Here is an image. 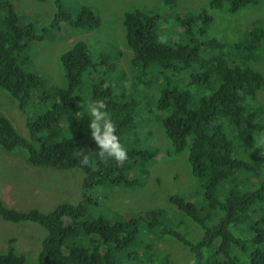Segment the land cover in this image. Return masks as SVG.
Returning <instances> with one entry per match:
<instances>
[{
  "label": "trees",
  "instance_id": "1",
  "mask_svg": "<svg viewBox=\"0 0 264 264\" xmlns=\"http://www.w3.org/2000/svg\"><path fill=\"white\" fill-rule=\"evenodd\" d=\"M72 1L67 0L71 6ZM223 2L211 0L209 6L221 8ZM250 2L256 0H233L229 10ZM147 11L155 10L135 5L122 14L130 50L127 59L116 47L109 51L105 43L77 38L59 57L64 80L55 83L21 57L33 40L45 35L36 33L33 23L20 26L16 3L0 0V86L26 116L29 135H21L0 112V147L24 149L28 162L39 167L41 179L47 178L49 168L96 167L92 182L97 185L105 183L111 190L117 185L135 186L140 182L137 173L149 174V163L158 151L156 146L141 147L136 107L141 101L148 103L156 90L149 105L166 112L160 116L165 134L174 152L188 147L190 173L199 182L188 193L169 194L177 211L174 227L161 224L168 209L160 207L110 220L102 214L112 209L94 202L91 194L87 201H61L46 212L9 207L0 198V217L13 223L33 222L46 230L37 264H162L163 258L153 252L160 237L140 234L142 220L149 231L161 226L167 236L181 242L196 264H264V143L260 142L264 107L252 106L248 111L242 102L254 99L264 86V74L248 62H259L264 52V20L246 25L245 35L232 40L231 30L227 38L207 34L212 17L206 9L184 18L177 14L171 30L178 32L172 38L171 30L159 29L156 20L173 16L174 10L155 16ZM198 20L202 23L195 25ZM63 22L77 33L98 28L101 18L90 6L68 12L62 8L48 29L58 30ZM101 103L127 151L122 164L101 155L91 137L88 106ZM84 156L86 165L81 163ZM196 196H202L200 205ZM93 207L100 213L87 216ZM187 219L200 228L199 239L184 234ZM86 237L84 245L81 240ZM13 241L9 238L7 249L0 252V264H25L26 255L15 249Z\"/></svg>",
  "mask_w": 264,
  "mask_h": 264
},
{
  "label": "rangeland",
  "instance_id": "2",
  "mask_svg": "<svg viewBox=\"0 0 264 264\" xmlns=\"http://www.w3.org/2000/svg\"><path fill=\"white\" fill-rule=\"evenodd\" d=\"M6 1L4 0V4ZM11 1L13 4L16 3L19 14L18 24L23 26L33 23L34 31L45 35L43 40H33L30 48L26 47L23 50L21 57L25 58L26 56L29 66H35L37 71L49 79V82L55 83L64 80L60 71L62 66L59 63V57L77 38L83 41L105 43L109 51L116 47L124 53L123 60L127 59L130 51L125 43V30L121 24V18L125 10L135 5L154 8L155 11H147L153 16L157 12L169 14L174 10L173 16L156 20L159 29L167 28L168 30H171L173 24H177V14L184 18L187 13H196L206 9L212 17V21L207 27V34L220 37L224 35L227 38L231 30L234 33L232 40H238L239 37L245 35L246 25L253 21L264 20V0L246 3L245 6L235 11L229 10L233 0H224L221 8H211L209 6L211 0H169L168 3H164L165 0H73V6L67 0ZM82 5L90 6L94 11H97L101 18L98 28L75 33L66 29L67 25L63 22L58 30L48 29L49 23L57 14L58 9L63 8L65 12H68L72 11L74 7ZM200 23L202 21L198 20L195 25ZM176 32L172 28L170 32L173 34L172 38ZM257 61L259 62H254V60L248 62L250 66L264 74V52L261 53ZM156 95L157 91L152 90L148 103L141 101L136 107L138 112L134 118L138 123L140 145L141 147L146 146L148 149L151 146H156L158 151L149 163L148 175L144 172L133 171L134 174H139L138 180H140L135 186L117 185L111 190L103 185L105 183L97 185L96 182H92L91 178L85 179L86 175L77 169L50 170L51 168H49V178L46 169L47 178L41 179L38 172L39 167L28 162L24 149L5 151L0 147V198L9 207L21 210L37 208L46 212L61 201L72 204L82 199L87 201L86 197L91 194L94 202H100L104 208L112 209L110 214H102L110 220L129 219L137 215L143 208L160 207L168 209L161 215V224L174 227L173 219L177 211L174 208L176 206L168 199L169 194L188 193L192 188L198 187L199 182L190 173L187 159L188 147L174 152L165 134L160 116L166 112L158 111L149 105L152 104L151 99H155ZM113 97L115 98V96ZM128 97L134 98L133 96ZM242 102L244 109L246 108L248 111L252 106L264 107V86L256 92L254 99L246 98ZM0 112L12 122L21 135L29 136L25 123L26 116L19 109L17 101L1 86ZM132 136L135 137L134 132ZM260 142L264 143V139H260ZM40 168L45 169L44 167ZM101 172H98V177L101 176ZM144 175H146L145 179H143ZM194 200L200 205L202 196H196ZM97 211L100 213L96 207H93L87 216H97L99 214ZM187 221L188 229L184 234L190 240L199 239L200 228L190 219ZM139 228L140 234H144L148 238L154 236V233L160 237L157 244H154L155 247L153 246V252L157 257L163 258L162 264H196L194 255L181 242L167 236L161 226H157L154 231H149L147 224L142 220L139 223ZM179 230L181 231V228ZM46 234L47 232L42 226L33 222L13 223L0 217V252L7 249L8 239L12 237L15 249L26 255L25 264H37V252L40 242ZM77 240L78 238L69 240L68 244ZM81 242L86 245L87 237ZM129 258L131 257L129 256Z\"/></svg>",
  "mask_w": 264,
  "mask_h": 264
},
{
  "label": "clouds",
  "instance_id": "3",
  "mask_svg": "<svg viewBox=\"0 0 264 264\" xmlns=\"http://www.w3.org/2000/svg\"><path fill=\"white\" fill-rule=\"evenodd\" d=\"M178 32V30L176 29ZM126 41V38H125ZM130 51V50H129ZM116 98V97H115ZM105 106L101 103L97 105H89L87 115L91 117L88 127L90 128L91 137L99 146L101 155L113 158L117 164H122L127 160V151L120 144L118 137L115 135V125L108 118L107 113L104 111ZM132 136V133H131ZM133 138V136H132ZM156 155V153H155ZM82 164L88 163L87 156L81 160ZM77 169L84 173L85 179L91 178L92 181L97 178V168L91 170L80 169L77 167L69 168L67 170ZM94 237V236H93Z\"/></svg>",
  "mask_w": 264,
  "mask_h": 264
}]
</instances>
